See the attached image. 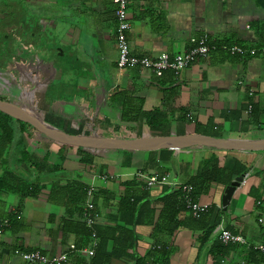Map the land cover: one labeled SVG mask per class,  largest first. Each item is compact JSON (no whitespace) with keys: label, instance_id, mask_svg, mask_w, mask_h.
Masks as SVG:
<instances>
[{"label":"crops","instance_id":"0c3cea01","mask_svg":"<svg viewBox=\"0 0 264 264\" xmlns=\"http://www.w3.org/2000/svg\"><path fill=\"white\" fill-rule=\"evenodd\" d=\"M3 5L7 19L5 26L0 23V81L6 80L3 89H8L16 77L21 93L6 95L7 100H20L35 117L94 140L212 137L264 142V0H133L127 33L133 55L183 53L202 35L217 46L180 74L166 72L161 77L117 67L113 0H0V10ZM235 45L257 53L240 56L223 48ZM17 140L14 150L0 146V177L14 171L38 192L0 193V220L12 219L0 234V264H29L16 248L48 257L67 254L65 264H78L76 256L89 259L86 251L92 244L81 248L84 252H73L70 246L77 236L65 233L62 222L85 221L91 202L95 225L123 227L116 220L117 204L127 194L140 206L148 201L154 211L153 216L145 212L143 223L128 226L137 236L135 253L145 256L155 243L162 198L176 190L169 184L148 188L137 174L156 172L168 175L169 183L189 184L211 161L233 173L231 182L244 174L245 180L226 210L222 197L231 182L205 187L197 200L208 210L201 227L192 225L188 212H180V224L172 233L171 225L158 230L160 244L169 247V264H264L254 249L264 243V151L211 144L117 150L70 144L38 128L18 132ZM80 149L90 155L91 165L83 161ZM11 151L12 170L7 159ZM207 221L214 230L204 242ZM224 230L244 237L246 244L221 245Z\"/></svg>","mask_w":264,"mask_h":264},{"label":"trees","instance_id":"16d2710c","mask_svg":"<svg viewBox=\"0 0 264 264\" xmlns=\"http://www.w3.org/2000/svg\"><path fill=\"white\" fill-rule=\"evenodd\" d=\"M0 99L3 100L2 98ZM6 103H8L16 110H20L26 114L36 116L35 114H32L31 108L27 106H21V109H17L15 107V104H11L9 102ZM149 117L152 116L148 115V122H150ZM16 123H18V127H16ZM26 128L36 127L15 120L8 114L0 111V146L3 147L4 150L8 147H11V149L13 150L16 149V142L18 141L17 134L18 132L26 130ZM22 152L25 153V150H23ZM79 153L83 161L91 165L92 160H90V155L84 152L82 149H80ZM12 154L13 151H11L8 156L11 157ZM236 172L240 173L241 168L238 170L236 169ZM232 176L233 173H229L227 170L219 168L218 165H216V163H214L213 161L206 163V166L203 167V169L199 171L198 175L194 177L188 184L193 187L192 196L194 200H198V195L205 190V187L208 184L213 182L229 183L231 182ZM1 192L19 193L23 196L35 195L38 192V188L26 183L25 179L19 176L16 172L8 171L3 173L0 177V193ZM162 201L164 207L161 210L152 236L155 239V243L153 244V248H151V250L145 256H140L135 253V249L137 247V236L135 231L133 229L130 230L128 226L143 223L144 221L142 217L147 211H151V216L154 215L153 209H148V206H150V203H148V201L140 206V201L134 198L132 195L127 194L120 199L117 204L116 220L124 223L123 227H100L95 224L92 226H88L87 223L83 220L81 222L64 220L62 222L61 228L65 233L70 232L77 236V241L75 243L77 249H81L92 244L94 254L89 259H81L79 256H76V258H79L77 260V263L111 264L113 260L128 259L132 260L133 264H169V247L166 243L160 244L158 230H162V228L165 229V225H171L170 231L172 233L180 224V222L176 218L180 214V212H188L190 214L192 225L194 224L197 227H201V222L207 220L206 217L208 210L207 212L203 213L200 218H194L189 209H187L186 207V203L182 198L181 191L178 190L165 195L162 198ZM16 215L17 214H15V217ZM5 219H8L11 225L12 219ZM2 220H0V222ZM202 230L205 233L201 238V241L206 242L208 241L210 235L214 230L213 226H210L209 222L207 221V223L203 225ZM93 235H96V237H93ZM219 243L221 245L223 244L222 241H219ZM110 245H112L111 248ZM16 250L32 252V250L22 248H16ZM130 251H134V254H132ZM259 255L264 257V255H261V253H259Z\"/></svg>","mask_w":264,"mask_h":264},{"label":"built area","instance_id":"2783aa9c","mask_svg":"<svg viewBox=\"0 0 264 264\" xmlns=\"http://www.w3.org/2000/svg\"><path fill=\"white\" fill-rule=\"evenodd\" d=\"M132 1L133 0H113L116 7V44L118 49L117 67L119 69L140 68L158 77H161L166 72H173L175 75H178L181 71L188 68L195 59L207 57L211 52L217 49L214 44H211L207 35H202L199 38H193L191 40L192 46L183 53H178L176 55L165 53L153 58L133 55L127 38V33L131 28L128 19V8ZM223 48L229 50L232 54L240 56H248L249 54L255 55L257 53L256 50H248L243 46L237 45L229 48L224 46ZM137 178L144 181L148 188H152L157 184H169L172 185L176 191H181L187 209H189L192 216L196 219L200 218L203 213L207 212V205L200 204L198 201L194 200L192 196L193 187L191 185L169 183L168 175L156 172L149 174L140 172L137 174ZM88 196H92V189L88 191ZM96 218L97 214L95 213L94 205L89 202L84 211L85 222L88 226H92L95 224ZM260 221H262V219H260ZM9 225L10 222L8 219L2 220L0 222V234H2ZM93 237H96V235H93ZM220 239L225 244H246L244 237L233 234L228 230L222 232ZM70 248L73 251L78 250L75 244L71 245ZM254 249L264 255V243L256 245ZM84 251V249H80V252ZM86 252L90 256L94 254L93 249H89ZM18 253H20L21 257L29 264H65L69 261L67 254L48 257L43 255L40 251H19Z\"/></svg>","mask_w":264,"mask_h":264},{"label":"water","instance_id":"95a60500","mask_svg":"<svg viewBox=\"0 0 264 264\" xmlns=\"http://www.w3.org/2000/svg\"><path fill=\"white\" fill-rule=\"evenodd\" d=\"M0 111L8 114L15 120L23 123L30 124L42 131L47 132L51 136L63 140L70 144L110 148L117 150H129V151H153L160 149H185L195 146H203L207 144L216 145L218 148H224L228 150H255L264 151V142L259 144H249L239 141H230L224 139H217L212 137H195L184 141H108V140H94L89 138L77 137L63 130L55 127L54 125L40 119L38 117L26 114L20 110H16L8 103L0 99ZM245 180V174L236 177L230 185H228L224 191L222 197V206L224 210L229 206L234 193L237 188L241 187Z\"/></svg>","mask_w":264,"mask_h":264},{"label":"rangeland","instance_id":"374dc122","mask_svg":"<svg viewBox=\"0 0 264 264\" xmlns=\"http://www.w3.org/2000/svg\"><path fill=\"white\" fill-rule=\"evenodd\" d=\"M1 12H2V15L3 14L4 15H3V17H2L3 19L0 21V23L3 24L2 26H5L7 17L5 16V8H4V5L2 6V10H0V13ZM14 15L17 16L15 13H14ZM9 17L10 18H14L12 14H9ZM18 82L19 81H17V79L15 77L14 80H10V83L11 84L14 83V84L10 85V87L8 89H3V87L5 86V83H7V82H6V80H1L0 81V97L4 101H7V102L9 101V103L15 104V107L17 109H21V104L22 103L20 102V100L19 101H16V102H12L11 100H7V96H6V95H9V94H13V93H17V94H20L21 93V88L22 87H21V84H18ZM17 87H19V88H17ZM18 126H19L18 123H16V127H18ZM7 159H8V163H9L8 165H9L10 169L12 170L13 167H11L10 162L13 163L14 158L13 157L10 158L9 156H7Z\"/></svg>","mask_w":264,"mask_h":264}]
</instances>
